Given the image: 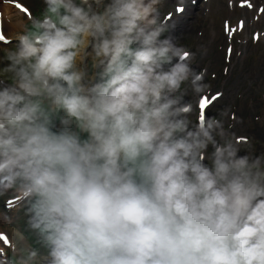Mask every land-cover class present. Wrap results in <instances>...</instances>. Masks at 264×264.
<instances>
[{
    "label": "clouds",
    "instance_id": "obj_1",
    "mask_svg": "<svg viewBox=\"0 0 264 264\" xmlns=\"http://www.w3.org/2000/svg\"><path fill=\"white\" fill-rule=\"evenodd\" d=\"M43 2L0 48V195L35 244L0 234V264H264V151L185 100L209 86L164 0Z\"/></svg>",
    "mask_w": 264,
    "mask_h": 264
},
{
    "label": "rangeland",
    "instance_id": "obj_2",
    "mask_svg": "<svg viewBox=\"0 0 264 264\" xmlns=\"http://www.w3.org/2000/svg\"><path fill=\"white\" fill-rule=\"evenodd\" d=\"M188 1L164 0L160 9L161 19L170 29L165 35L188 52L185 61L196 72H205L204 83L209 86L202 96H195L188 85H184L188 89L185 100H195L199 106L203 101V107L198 110L203 111L205 117L219 118V113L227 110L225 127L231 126L229 130L241 139L243 146L250 143L257 152L264 151V38L260 35L264 1L251 10L233 5L231 12L227 11L225 0H197V8H191ZM42 2L33 0L32 13L39 11ZM5 4L0 1L4 30L11 39L7 44L0 42V48L12 46L14 35L20 30L17 20H27L9 4L3 9ZM176 4L187 7L178 10ZM225 21L227 28H224ZM209 99L213 100L211 104ZM20 203L22 201L15 206ZM5 213L0 204V216L5 217ZM8 216L12 220L10 224H19L27 242L35 246L34 238L26 230L23 205ZM5 228L12 233L17 231L7 224ZM6 252L9 257L12 255L11 246Z\"/></svg>",
    "mask_w": 264,
    "mask_h": 264
},
{
    "label": "bare ground",
    "instance_id": "obj_3",
    "mask_svg": "<svg viewBox=\"0 0 264 264\" xmlns=\"http://www.w3.org/2000/svg\"><path fill=\"white\" fill-rule=\"evenodd\" d=\"M7 7H8V5H7Z\"/></svg>",
    "mask_w": 264,
    "mask_h": 264
}]
</instances>
